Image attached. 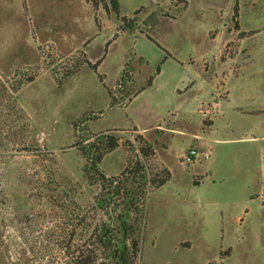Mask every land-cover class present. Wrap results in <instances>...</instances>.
<instances>
[{"label": "rangeland", "instance_id": "rangeland-1", "mask_svg": "<svg viewBox=\"0 0 264 264\" xmlns=\"http://www.w3.org/2000/svg\"><path fill=\"white\" fill-rule=\"evenodd\" d=\"M115 1L0 0V264L92 248L114 205L96 209L75 144L101 133L106 177L170 172L132 214L128 263L264 264V0Z\"/></svg>", "mask_w": 264, "mask_h": 264}, {"label": "trees", "instance_id": "trees-1", "mask_svg": "<svg viewBox=\"0 0 264 264\" xmlns=\"http://www.w3.org/2000/svg\"><path fill=\"white\" fill-rule=\"evenodd\" d=\"M111 4L114 9H117L115 0H111ZM13 92H16V89ZM87 140V138L78 140L75 145L85 158L83 168L85 177L101 185L100 194L95 200L96 209L100 211V208L107 209L114 205V213H108L107 222L101 223V226H99L100 217L98 218L89 235L92 248L87 252H85L86 249L80 250L81 246L75 248L74 253L77 254L74 256V262L75 264H96L98 248H101L109 253L108 259L112 264H130L127 257L137 253L139 243L135 238L138 227H135L132 222V214L139 212V206L147 194V183L159 187L170 177V172L167 171L160 180L152 181L145 168L141 166L138 168L136 163L134 168L126 167L121 175L106 177L100 169V162L105 153L111 152L118 146L117 138L101 133L93 140ZM140 151L143 156L154 153L150 142H145L144 146L140 147ZM76 219L81 221V218L76 217ZM74 236L76 234H71L67 238L66 249L71 247Z\"/></svg>", "mask_w": 264, "mask_h": 264}, {"label": "crops", "instance_id": "crops-1", "mask_svg": "<svg viewBox=\"0 0 264 264\" xmlns=\"http://www.w3.org/2000/svg\"><path fill=\"white\" fill-rule=\"evenodd\" d=\"M168 129L171 130L170 132L175 131V132L178 133V135H180V136L182 135V136H184V137H187L186 135H188V134H192L191 131H189V130L179 129V128L173 127V125L170 126V127H168ZM212 130H213V129L209 130L207 136H201V137H200V140H201V141H199L200 144H202V143L206 144V146L209 148V150H211V146H210V143H209V142H212V140H213V138H211V137L209 136ZM173 133H174V132H173ZM192 135H195V134H192ZM195 136H197V135H195ZM181 140H182V139H181ZM210 169H211V168H208V171H209ZM196 170H197V169H196ZM210 173H211V172H209V174H208L209 176L211 175ZM192 182H193V184H194L195 180H193ZM197 182H199V181H197ZM198 184H200V182H199Z\"/></svg>", "mask_w": 264, "mask_h": 264}, {"label": "built area", "instance_id": "built-area-1", "mask_svg": "<svg viewBox=\"0 0 264 264\" xmlns=\"http://www.w3.org/2000/svg\"><path fill=\"white\" fill-rule=\"evenodd\" d=\"M199 155H201L199 153V151L197 149H195V147H191L187 154L183 155V160L186 162V163H192L194 160H196ZM204 158H207V154L203 155Z\"/></svg>", "mask_w": 264, "mask_h": 264}, {"label": "water", "instance_id": "water-1", "mask_svg": "<svg viewBox=\"0 0 264 264\" xmlns=\"http://www.w3.org/2000/svg\"><path fill=\"white\" fill-rule=\"evenodd\" d=\"M197 184V181L194 182V185Z\"/></svg>", "mask_w": 264, "mask_h": 264}]
</instances>
